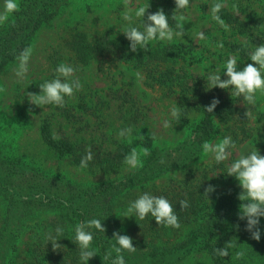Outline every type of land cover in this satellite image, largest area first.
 Listing matches in <instances>:
<instances>
[{
    "label": "trees",
    "instance_id": "16d2710c",
    "mask_svg": "<svg viewBox=\"0 0 264 264\" xmlns=\"http://www.w3.org/2000/svg\"><path fill=\"white\" fill-rule=\"evenodd\" d=\"M67 1H18L20 11L0 27V71L16 60L22 49L29 47L37 31L55 18ZM145 1L150 3L153 13L163 9L169 17V25L178 30L176 21L171 19L176 8L174 0ZM234 2L240 15L223 8L219 13L221 18L254 47L264 43V0ZM202 8L206 10L207 6L203 4ZM248 46L247 43L235 45L234 49L243 51L245 55L241 54L248 59L254 50L253 46ZM68 48L80 62L107 54L143 67L154 85L185 99L187 105L181 108L180 121L186 122L194 112L202 117L176 144L157 147L150 136L138 139L139 148H148L150 152L148 156L141 153L142 167L124 171V157L130 154L131 144H118L116 149L94 154L86 170L102 171L106 175L121 171L122 174L91 186L12 159L0 149V264H83L75 241V227L93 218L103 222L106 232L91 229L96 256L88 264H111V259L105 260L104 255L116 243L112 240L116 231L128 235L138 249L134 254L123 253L125 264H264V217L260 218V241L251 239L250 233L245 231L246 220L238 219L242 203L238 195L242 188L228 187L234 177L227 175V168L221 167L223 171L219 173L211 168L198 177L191 173L180 181L169 178L168 183L159 188L151 185L202 159V144L211 142L217 132L213 117L231 123L235 138L237 134L245 137L250 116H245L249 109L240 105L242 97L219 93L218 89H210L207 83L198 81L186 65L187 57L192 59V56L191 49L184 44L132 52L127 38H112L104 33L91 41L79 32L71 36ZM182 62L184 64L180 65ZM186 95L190 97L184 98ZM214 98L220 103L212 114L205 112L204 108L210 106ZM39 132L42 143L50 151L65 158L71 166L79 167L87 151L82 144L65 136L56 138L47 120L41 123ZM209 185L214 186L215 191L207 199L204 192ZM143 193L168 199L181 227L157 225L151 215L143 221L125 218L130 202ZM185 199L189 207L181 211L179 202ZM58 226L63 228V234L57 237L62 247L54 251L46 235L55 236ZM229 241L235 245L229 250V257L218 256L215 249H222ZM241 250L246 253L244 258L235 259V252ZM112 258H115L114 252Z\"/></svg>",
    "mask_w": 264,
    "mask_h": 264
},
{
    "label": "rangeland",
    "instance_id": "374dc122",
    "mask_svg": "<svg viewBox=\"0 0 264 264\" xmlns=\"http://www.w3.org/2000/svg\"><path fill=\"white\" fill-rule=\"evenodd\" d=\"M147 3L145 0H132L131 6L135 8ZM2 4L3 0H0V8ZM203 4L207 6L206 10L202 8ZM211 4L212 0H194L191 8L186 10L188 23L184 25V31L187 33L192 30L189 36L171 42L157 40L150 45L153 49L178 44L189 47L192 59L187 57L186 65L198 81L205 83L208 73L217 71L222 80L227 79L224 65L229 56H236L237 68L241 71L252 63L250 57L248 60L243 56V51L234 48L235 45L245 46L246 43L248 47L253 45L230 27L225 29L216 23L210 15ZM233 4L234 0H227L224 8L232 9ZM124 10V0H68L55 18L42 26L31 39L29 46L33 48V55L27 78L22 81L16 78L14 70L17 60L0 71V88L5 89L0 92V149L3 154L22 160L23 163H32L54 175L65 176L71 182L91 186L115 179L122 172L114 171L106 175L102 171L71 166L65 158L53 153L42 143L39 128L44 120L49 122L56 138L65 136L82 144L87 150L92 149L94 154L116 149L118 144L130 145L127 139L118 136L120 130L129 127L133 136L131 145L137 147L138 151L141 150L138 139L142 136H150L157 147H164L182 141L190 133L202 115L194 112L186 122L172 119L169 115L171 106L176 103L182 108L187 105L185 99L180 94H170L154 85L143 67L107 54L94 55L80 62L68 48L71 36L79 32L91 41L104 33L112 38H126L122 33L127 26L122 18ZM152 13L150 6L145 20ZM133 21V26L143 30L142 19L133 17ZM200 31L204 32L205 40L196 38L195 33ZM220 43L223 48L217 46ZM61 63L77 69L76 76L83 85L82 90L76 92L74 97L66 98L63 108L49 105L47 109H41L30 104L27 92L40 94L39 86L56 78L55 69ZM216 89L219 93H231V89ZM188 97L190 95L184 98ZM240 105L246 106L251 114L245 137L236 133L238 137L235 138L231 123L213 117L217 132L211 142L231 136L237 144V149L232 151L228 161L218 164L204 153L201 160L187 169L170 173L151 185L159 188L167 184L169 178L180 181L191 173L198 177L211 168L216 169V173L222 172L221 167L228 168L240 154H247L254 147L264 155V97L258 96L255 105L246 104L240 99ZM166 118L172 125L167 129L162 127V121ZM130 169L125 165L124 171ZM228 187L241 188L235 178Z\"/></svg>",
    "mask_w": 264,
    "mask_h": 264
},
{
    "label": "clouds",
    "instance_id": "9594fccd",
    "mask_svg": "<svg viewBox=\"0 0 264 264\" xmlns=\"http://www.w3.org/2000/svg\"><path fill=\"white\" fill-rule=\"evenodd\" d=\"M176 8L171 19L176 21V28L174 31L169 25V17L165 14L163 9H158L155 13L148 14L145 20V15L148 13L150 3L140 5L133 8L131 6L132 0H124L125 10L122 13V18L127 22L122 33L130 42V50L137 52L139 49L146 51L150 50V45L159 40L171 42L174 39H181L190 32L184 31V25L188 23L186 10L191 8L190 0H174ZM227 0H212L210 7L211 18L221 27L227 29L229 26L221 18L219 13L226 6ZM232 10L238 16V6L233 4ZM20 11L18 0H3L2 8H0V26L8 23L10 18ZM133 17L142 19L143 30L139 27L133 26ZM14 23V21H13ZM189 36V35H188ZM199 40H205L206 37L203 31L195 33ZM223 48V44L217 45ZM254 47V46H253ZM33 55V48L26 47L20 51L16 56L17 66L14 74L19 81L27 78L29 72L30 60ZM252 63L247 64L243 70L237 68L236 56H229L224 68V73L227 76L226 80L221 79V75L216 73H208L207 84L210 89H231V95L242 97L243 101L249 105H255L257 97H264V43L255 46L254 50L249 53ZM56 78L51 81H45L39 86L40 94H33L27 92L28 101L41 109H47L49 105H54L63 108L66 104V98H72L76 92L82 90L83 85L80 79L76 76L77 69L71 65L61 63L55 69ZM4 88H0V92H4ZM220 101L213 99L210 106H206L204 111L213 113ZM172 119L179 121L181 115V108L174 103L169 111ZM251 114L247 111L245 116L248 118ZM169 119L162 121V127L167 129L171 127ZM120 138L127 139L129 144L133 141L132 129L125 128L119 131ZM202 149L205 154H208L214 159L216 163H223L230 159L232 151L237 149V144L233 141L231 136H226L218 142H207L202 144ZM141 152L144 156L150 155L148 148H143L140 151L137 147H132L130 154L124 157V163L131 169L142 167L140 159ZM92 149H88L86 154L81 158L80 169L88 167L90 161L94 159ZM161 163H164L163 159ZM227 175L234 177L239 182L242 192L238 195L240 210L238 219L246 220L245 231L250 233V238L256 241L261 239L260 218L264 217V155H261L259 150L254 147L247 154H240L239 157L228 165ZM215 191L214 186L209 185L204 192V196L209 197ZM181 211L189 207V202L181 200L179 202ZM151 215L157 225L179 229L181 224L176 210L173 208L171 202L163 196H154L149 193H143L135 201L130 202L127 210L124 213L125 218L145 220ZM239 227V225H237ZM91 229L97 232L105 233L106 228L103 222L99 219L93 218L87 222H82L75 227V241L80 249V260L83 264H88V261L96 256V250L92 249V242L94 233ZM63 234V228L57 227L55 229V236L52 233L46 235V240L54 251L61 248L62 245L58 243L57 237ZM115 244L104 255L105 260L111 259V264H125L124 252L134 254L138 251L133 246V240L128 235H121L119 231L113 232V239ZM235 245L232 241L227 242L224 247L216 248L215 253L220 257H229L231 249ZM113 252L115 258H112ZM243 250L235 252V259H243L245 256Z\"/></svg>",
    "mask_w": 264,
    "mask_h": 264
}]
</instances>
